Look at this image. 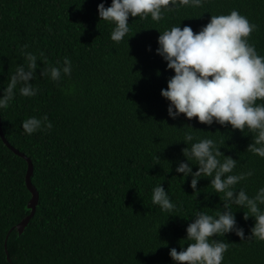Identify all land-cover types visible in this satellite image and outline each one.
I'll use <instances>...</instances> for the list:
<instances>
[{"label":"trees","instance_id":"16d2710c","mask_svg":"<svg viewBox=\"0 0 264 264\" xmlns=\"http://www.w3.org/2000/svg\"><path fill=\"white\" fill-rule=\"evenodd\" d=\"M100 3L108 7L112 0H0V98L25 64L23 53L37 56L30 81L37 95L21 96L17 85L0 116L8 143L32 161L39 193L36 214L20 236L16 227L31 214L29 164L0 134V264H176L170 249L192 243L186 230L195 214L227 210L212 178H201L194 190L193 177L175 171L188 162L187 132L214 139L223 157L237 161L233 174L254 172L237 190L251 197L264 187V158L248 152L254 136L247 129L169 117L161 90L175 73L156 53L164 30L190 26L198 33L212 15L237 10L256 25L249 43L264 56V0H205L198 8L166 11L159 22L130 16L120 43L111 40L114 26L99 18ZM65 57L70 76H42L49 66L62 69ZM45 115L52 129L26 135L22 122ZM160 184L176 206L171 212L152 203ZM231 210L247 238L255 218L245 221L247 209ZM213 239L229 244L223 264H264L262 241H243L235 232Z\"/></svg>","mask_w":264,"mask_h":264},{"label":"clouds","instance_id":"9594fccd","mask_svg":"<svg viewBox=\"0 0 264 264\" xmlns=\"http://www.w3.org/2000/svg\"><path fill=\"white\" fill-rule=\"evenodd\" d=\"M205 0H112L111 6L98 5L99 18L113 25L111 40L120 43L130 31L129 17H139L161 21L166 11L191 6L201 7ZM256 25L237 10L228 15H212L210 22L194 33L190 26L181 29L174 26L164 30L158 37L159 47L156 53L166 62L175 75L168 80L167 89L161 95L170 104L168 115L172 119L184 114L187 119L198 117L202 124L211 126L218 123L231 125L233 129L252 133L254 142L248 152L264 158V56H260L249 37ZM28 46L24 45L26 49ZM148 51H151L149 46ZM25 64L18 65L11 76L4 95L0 98V110L9 107L14 101L17 85L19 94L34 97L38 89L30 81L36 76L37 56L24 52ZM44 63V61H43ZM61 68L49 66L42 76H50L53 81L61 78V71L71 75L72 64L65 57ZM259 101V103H258ZM53 125L45 115L42 119L30 117L22 122L26 135L37 131L50 130ZM247 134V133H246ZM189 148L183 150L188 162H179L175 171L184 177L191 175V187L196 190L198 181L210 177L211 187L220 194L225 202L226 211L210 215L197 212L195 221L187 227L186 249L179 252L171 248L169 255L176 264H223L224 254L229 244L214 236L224 237L235 232L241 240L255 238L264 242V187H260L254 196L236 185L254 175L253 171L233 174L237 161L223 157L217 142L212 138L197 139L191 132L184 135ZM195 141V142H194ZM223 157V159H221ZM198 165L193 172L190 165ZM152 203L161 211L171 212L176 207L168 191L160 184L153 188ZM235 205L244 211V220L255 218L250 235L245 237L243 227L237 226Z\"/></svg>","mask_w":264,"mask_h":264},{"label":"water","instance_id":"95a60500","mask_svg":"<svg viewBox=\"0 0 264 264\" xmlns=\"http://www.w3.org/2000/svg\"><path fill=\"white\" fill-rule=\"evenodd\" d=\"M0 134L1 137L3 138V141L5 142V144L17 155H19L20 157L24 158L25 160H27L28 164H29V168H28V174H27V187L28 190L30 191L32 198L28 204V208L29 210H31V214L29 216H27L17 227V231L18 234L21 236L22 234L25 233L27 226L29 225L30 221L34 218L38 205H39V193L37 191V189L34 187V185L32 184V177H33V164L32 161L27 158L24 154L20 153L19 151H17L15 148H13L8 141L6 140L3 130H2V122H1V116H0ZM8 257H9V253ZM9 262H11L10 259H8Z\"/></svg>","mask_w":264,"mask_h":264}]
</instances>
